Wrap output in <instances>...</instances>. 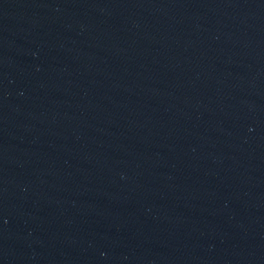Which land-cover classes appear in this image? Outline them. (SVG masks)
<instances>
[{
    "label": "water",
    "instance_id": "95a60500",
    "mask_svg": "<svg viewBox=\"0 0 264 264\" xmlns=\"http://www.w3.org/2000/svg\"><path fill=\"white\" fill-rule=\"evenodd\" d=\"M0 264H264V0H0Z\"/></svg>",
    "mask_w": 264,
    "mask_h": 264
}]
</instances>
